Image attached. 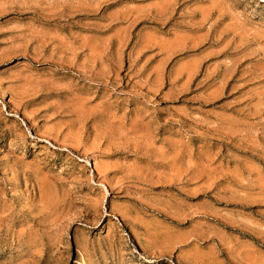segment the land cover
<instances>
[{"label": "rangeland", "instance_id": "obj_1", "mask_svg": "<svg viewBox=\"0 0 264 264\" xmlns=\"http://www.w3.org/2000/svg\"><path fill=\"white\" fill-rule=\"evenodd\" d=\"M0 264H264V0H0Z\"/></svg>", "mask_w": 264, "mask_h": 264}, {"label": "crops", "instance_id": "obj_2", "mask_svg": "<svg viewBox=\"0 0 264 264\" xmlns=\"http://www.w3.org/2000/svg\"><path fill=\"white\" fill-rule=\"evenodd\" d=\"M147 232H148V230L146 231V233ZM189 235H190V233H189ZM160 236H164L165 237L166 235L164 233H160V232L156 235L155 233L151 232L150 242L146 243V244L152 246V245H155L158 242H160V240H165L164 238L161 239ZM157 237H159V238L157 239ZM173 239H175V241H173ZM173 239L169 238L168 239V243L173 245L175 259L176 260H181V259L185 258V255L188 254L190 251H189V249L186 250L185 247L181 246V244H183V242L178 241L175 237Z\"/></svg>", "mask_w": 264, "mask_h": 264}, {"label": "bare ground", "instance_id": "obj_3", "mask_svg": "<svg viewBox=\"0 0 264 264\" xmlns=\"http://www.w3.org/2000/svg\"><path fill=\"white\" fill-rule=\"evenodd\" d=\"M214 41V40H213ZM217 44V43H216ZM209 55V54H208ZM207 57V56H206ZM215 58V57H214ZM234 63V62H233ZM72 66V65H71ZM77 69V68H76ZM242 75V74H241ZM239 77V76H238ZM233 81V79H231ZM105 181V180H104ZM109 186V185H108ZM101 206V205H100ZM97 219V218H96ZM147 231V230H146ZM146 233V232H145ZM147 234V233H146ZM148 237V236H147ZM155 241V240H154ZM156 242V241H155ZM155 250V249H154Z\"/></svg>", "mask_w": 264, "mask_h": 264}]
</instances>
